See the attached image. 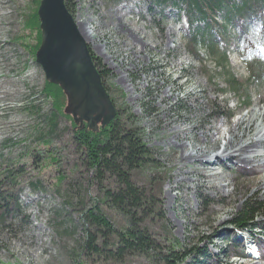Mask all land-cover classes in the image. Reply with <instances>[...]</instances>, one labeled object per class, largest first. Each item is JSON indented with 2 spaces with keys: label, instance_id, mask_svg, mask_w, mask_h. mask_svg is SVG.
I'll return each mask as SVG.
<instances>
[{
  "label": "rangeland",
  "instance_id": "obj_1",
  "mask_svg": "<svg viewBox=\"0 0 264 264\" xmlns=\"http://www.w3.org/2000/svg\"><path fill=\"white\" fill-rule=\"evenodd\" d=\"M245 2L247 8L239 14L228 15L227 7H222L215 18L199 20L196 16L190 23L181 3L164 7L154 0H71L78 30L110 71L107 94L115 111L135 122L161 165V193L146 226L161 240L165 233L177 245L202 253L183 264H247L246 260L264 264V258L239 259L231 254L239 247L247 253L254 251L252 242L264 250V238L259 237L264 231L245 234L230 225L245 197L264 205V187L259 181L264 180V166L258 165L264 155H244L239 163L228 158L213 162L228 140V126L253 108L264 109V100L255 103L257 97L264 98V0ZM233 4L241 6V0ZM33 5L34 0H0V161L10 158L15 162L34 146L32 128L42 125L37 111L44 115L50 110V102L39 93L45 80L41 68L13 42ZM206 25L212 26L205 29ZM175 62L176 66L170 65ZM228 76L242 85L240 89L227 85ZM164 95L171 98L162 100ZM32 105L37 110L30 109ZM58 123L51 139L57 165H47L40 172L30 165L28 156L19 162L24 172L14 191L21 207L0 223V264H76L68 254L81 236L74 203L84 193L89 202L95 191L82 178L69 189L68 180L59 191L54 187L57 168L70 177L72 167L67 142L71 125L61 117ZM200 124L206 131L199 130ZM209 124L220 127L218 146L206 158L180 161L177 145H197L201 132H213ZM176 126L194 127V135L174 137L171 129ZM258 132L259 136L264 133V118L255 116L248 136ZM32 155L44 157L40 150ZM146 171L139 172L144 179ZM212 172L216 175L209 176ZM136 178L143 180L138 174ZM35 180L40 181L39 190L28 185ZM55 210H61L62 216L56 217ZM108 214L114 223L125 225L123 216ZM58 222L70 229L68 234L56 233ZM121 264L162 263L132 255Z\"/></svg>",
  "mask_w": 264,
  "mask_h": 264
},
{
  "label": "trees",
  "instance_id": "obj_2",
  "mask_svg": "<svg viewBox=\"0 0 264 264\" xmlns=\"http://www.w3.org/2000/svg\"><path fill=\"white\" fill-rule=\"evenodd\" d=\"M39 1L34 0L33 7L23 16V31L13 39L15 44L29 54L32 61L40 44L36 12ZM63 1L73 17L71 0ZM154 2L164 7L184 4V13L190 23L196 16L199 20L208 18L211 20L222 7H227L228 15L239 14L247 8L245 0L243 2L241 0V6L238 7L233 4V0H154ZM225 20L229 21L228 17ZM211 26L206 25L205 29ZM191 40L195 41V36ZM88 52L102 86L108 92L107 77L110 71L95 57L89 46ZM226 83L234 90L242 86L229 76ZM39 93L50 102V110L44 115L37 111L42 125L32 128L34 146L28 148L26 154H20L15 162L10 158H2L0 161V223L8 213L18 211L21 207L18 193L14 188L19 185L24 172L22 165L19 166L22 157L28 156L30 165L34 164L40 172L47 165H57L58 158L55 157V150L51 148V139L58 130V119L61 117L71 125V134L67 142L71 148L72 167L70 177L60 174L57 168L58 176L54 187L59 191L62 182L68 180L66 189H69L82 178L86 185L93 187L95 191V195L89 198L90 203L86 202L85 193L84 197H78L74 203L78 207L81 236L68 253L73 261L76 264H121L129 256L135 255L162 264H183L188 259L201 257L202 253L199 250H188L177 245L170 239V235L164 233L163 240L155 237L146 226L147 219L149 223L151 222L156 198L161 193L159 178L161 165L156 162L152 151L143 142L135 122L128 116L126 119L125 113L116 111L114 118L104 128L98 131H85V127L76 128L71 116L64 114L66 97L59 86L44 80ZM30 109L37 110V106L32 105ZM230 116L231 114H228V117ZM35 150L43 151L44 157L33 156L32 151ZM36 158L40 159L39 162ZM144 169L147 170L143 174L145 179L141 177ZM83 174L84 176H81ZM137 174L141 180L143 179L142 182L139 179L137 181ZM28 185L32 190H39L40 181L35 180ZM201 202L204 204L203 200ZM108 212L123 216L125 225L114 223ZM54 213L56 217L62 216L61 210H55ZM230 225L245 234H258L264 231V205L256 198L245 197L240 208L233 214ZM55 226L56 233L60 236L69 233L70 229L62 228L60 222ZM259 237L264 238L263 234ZM243 252L244 248L239 247L231 254L243 255Z\"/></svg>",
  "mask_w": 264,
  "mask_h": 264
},
{
  "label": "water",
  "instance_id": "obj_3",
  "mask_svg": "<svg viewBox=\"0 0 264 264\" xmlns=\"http://www.w3.org/2000/svg\"><path fill=\"white\" fill-rule=\"evenodd\" d=\"M40 44L34 62L45 80L66 97L64 114L76 128L98 131L114 118L115 108L102 86L88 45L63 0H40L37 7Z\"/></svg>",
  "mask_w": 264,
  "mask_h": 264
},
{
  "label": "bare ground",
  "instance_id": "obj_4",
  "mask_svg": "<svg viewBox=\"0 0 264 264\" xmlns=\"http://www.w3.org/2000/svg\"><path fill=\"white\" fill-rule=\"evenodd\" d=\"M170 65L176 66L177 63L175 62L173 65L172 64ZM163 97L164 98H162V100H168L171 98L170 95H164ZM263 100L264 98L257 97V99L255 100V103L256 104L260 103ZM255 116L261 119L264 118V109L262 108L254 109L253 108L247 114H245L241 119H239L237 122L231 123L228 126L226 130V133L228 134V140L222 146L221 153L220 154L216 153L214 155L213 162L215 164L219 160L226 159V158H228L230 162L239 163L240 158L242 159L244 155H251V158L264 155V133L260 136H259V132L256 133L254 136H248L249 129L252 126L253 119ZM257 127H259V124L257 125ZM193 128L194 127H188V128L182 129V128H179V126H176L175 128H172L171 131L173 130L175 132L174 137L182 136V138H186V136L189 134L194 135ZM198 128L200 131H206L202 124L198 125ZM211 128L213 129L212 133L201 132V139L199 138L198 139L202 140L203 142L198 141V139L196 140V136L193 137V139L196 140V143L198 146L192 145L193 142L189 144L184 143L181 145H177V149L180 150V154H179L180 161L188 160L193 156H194V159L195 158H206V153H208V151L210 150L213 151L218 146V143L220 139L222 138L221 133H220V127H218L217 125L212 126L209 124L208 129H211ZM260 129L262 130L263 127L259 128V130ZM246 136H248L247 140L244 141ZM192 150L195 152V154L192 152ZM182 153H184V155ZM258 165L264 166V160H262L260 164ZM215 175L216 173H213V172L209 174V176H215ZM259 181H260V186L264 187V180L259 179ZM259 253L264 258V250H261V251L259 250ZM244 263L252 264L254 262L246 260V262Z\"/></svg>",
  "mask_w": 264,
  "mask_h": 264
}]
</instances>
